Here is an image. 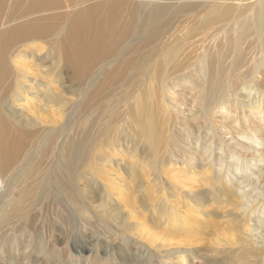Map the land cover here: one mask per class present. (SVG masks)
Segmentation results:
<instances>
[{"label":"bare ground","instance_id":"bare-ground-1","mask_svg":"<svg viewBox=\"0 0 264 264\" xmlns=\"http://www.w3.org/2000/svg\"><path fill=\"white\" fill-rule=\"evenodd\" d=\"M90 1L0 0V20L4 21H0V181L7 184V193L15 188L19 190L17 198L7 196L10 207L1 219L4 224H22L27 215L25 208L38 202H52L60 204L65 216L59 219L66 227L72 228L76 223L75 212L86 211L81 186L77 182L80 170L89 162L92 153L95 155L100 150L104 152L106 148L113 152L120 147V143H132L134 151H140L143 147L142 151L146 155L150 150L154 152L156 163L162 146L157 109L164 110L167 107V97L176 95L179 98L182 94L192 93L205 118L215 112L228 114L235 109L243 111L251 108L259 112L261 102L257 105L252 98L263 100L264 103V89H261L264 86V0H248L251 4L243 11L235 3L247 0H200L205 15L203 19L200 17L202 20L196 29H193V24L188 35L204 29L203 39L213 37L216 42L214 51L205 48L200 56H192L190 64L185 61L189 68L180 75L170 70L183 68L178 61L181 48L161 46L157 42L169 33L168 24L171 20L180 17L178 14L186 13L190 8L185 5L190 6L191 3L177 6L179 0H99L84 7V3ZM229 1L235 2L227 4ZM210 26H214V29L208 28ZM209 30L213 33L208 34ZM247 44L255 46L259 53L258 59L253 62L245 54L244 46ZM146 48H149L146 51L148 54L144 55L142 51ZM132 51L144 55L140 64L133 66L135 75L142 72L141 66L147 64L149 58L159 57L153 68L155 77L150 80L155 87L148 88L142 83L140 91L135 86L130 93L118 96V107H126L124 117L128 120L125 125L127 131L121 129L120 132L118 130L123 127L120 125L117 129L115 125L118 118L117 109H113L115 107L106 109L104 123L101 118L98 119L101 113H96L100 101H109L121 92L109 89V78L114 73L108 72L110 68L105 69L104 73L95 68L118 57L124 60ZM51 60L53 71L46 69ZM31 66L34 67L33 71L39 73L35 75ZM65 71L72 72L76 85L74 95L81 98L72 107L61 87L62 73ZM238 86L246 87L245 99L242 101L235 92ZM176 87L184 88L183 92L175 91ZM157 99L159 101L155 104ZM176 99L173 98L170 104L168 102L171 108L178 106L179 99ZM16 103H23L17 106L28 114L17 115L12 108V104ZM52 107H55L59 118L65 117L66 109L70 110L69 117L74 125L71 127L67 123L60 130H41L46 128L43 115L52 112ZM260 114L258 117L263 119ZM252 118L255 119L254 116ZM94 124L96 129L90 131L89 126L92 128ZM254 129L255 132L248 131L245 136L254 140L258 134H264V123L260 122ZM69 131L73 135L67 133ZM59 134H63V139L55 146L53 144ZM258 142L253 141L251 145H259ZM249 147L242 145L244 149ZM253 148L251 150H255V153H260ZM52 157L54 164L49 168L48 162ZM260 161L264 163V159ZM131 163L132 166L136 165ZM217 177L221 179L223 173H218ZM115 179L122 181L117 177ZM230 187L236 188V185L230 184ZM238 190L236 194L239 197L245 196L244 191ZM194 202L197 208L202 207L196 200ZM237 243L253 248L251 255L256 260L249 261L250 264H264L260 259L264 247H256L249 229L246 235L239 236ZM36 250L44 253L41 247H36ZM178 250L181 251L180 248ZM29 257L30 254L24 260ZM51 257L56 262V255L52 254ZM175 258H179L177 262L181 263L185 259L183 255ZM199 260L202 264H212L207 256L199 257ZM221 260L213 263L243 264L240 260L231 263L229 256ZM45 262L52 261L47 257Z\"/></svg>","mask_w":264,"mask_h":264},{"label":"rangeland","instance_id":"rangeland-1","mask_svg":"<svg viewBox=\"0 0 264 264\" xmlns=\"http://www.w3.org/2000/svg\"><path fill=\"white\" fill-rule=\"evenodd\" d=\"M94 2L99 0L86 2L84 7ZM233 2L235 1H229L227 4H234ZM187 3H191L190 6L185 5L190 9L186 13L178 14L180 17L173 18L168 24L169 28L167 27L169 33L162 41L157 42V45L181 48L178 61L183 68L170 70L176 72V75L189 68L185 63L190 64L192 56H200L205 48L214 51L216 43L211 36V39H207L212 40L209 43L203 39L204 29L200 27V31L188 35L194 25L196 27L193 29L198 27L205 10L203 11L200 5L203 2L200 0H179L177 6ZM249 4L251 1L247 0L235 3V6L243 11ZM183 25L185 29L182 30ZM213 27L208 28L212 30ZM211 30L208 34L213 33ZM43 45L47 47L46 44ZM148 49L142 51L144 55L148 54ZM244 50L252 62L258 59L259 53L255 46L247 44ZM139 53L132 51L124 60L118 57L95 68L96 71L103 70V73L105 69L110 68L108 72L114 73V76L109 78L110 82L108 81L109 89L121 92L109 101H100L96 113H101L98 119L101 118L104 123L106 109L115 107L113 109H117L118 117L115 125L117 129L123 127L118 130L120 132L121 129L127 131L125 125L128 120L124 117L126 107H118V96L130 93L135 86L140 91L142 83L148 88L155 87L150 80L155 77L153 68L159 57L149 58L150 61L141 66L142 72L135 75L133 66L140 64L144 57ZM30 68L33 71L34 67ZM46 69L54 70L52 60ZM33 73L36 75L39 72ZM34 79L39 80L37 77ZM61 87L68 103L71 107L75 106L81 98L74 95L76 85L72 72L62 73ZM245 88L238 86L235 91L241 101L245 99ZM182 89L184 90L176 87L175 91L182 93ZM261 89H264V86ZM186 95L182 94L179 98L176 95L167 97L168 108L157 109V126L162 135V146L156 163L154 152L150 150L146 155L142 151L143 147L140 151H134L132 143H120V147L113 152L106 148L104 152L100 150L95 152V155L91 154L89 162L80 170L77 182V185L81 186L80 194L84 199L86 211L75 212L76 223L72 228L66 227L59 219L65 216V212L59 207L60 204L55 205L52 202H47L48 205L38 202L25 208L27 215L22 224H4L1 219L10 207L7 196L17 198L19 190L15 188L7 193V184L0 181V264H27V261L28 264H202L199 260L202 256H207V260L212 261V264L228 256L232 260L231 263L240 260L243 264H250L249 261L256 260L253 254L251 255L253 248L237 241L239 236L246 235L249 229L256 241V247H264V163L260 161L264 159V134H258L254 140L245 136L248 131L255 132V126L260 122L264 123V112L260 114L264 111L263 100L250 97L257 105L261 102L259 112L251 108L243 111L235 109L228 114L215 112L205 118V115H201L200 105L194 100L192 93ZM173 98L179 99L178 106L171 108L169 104ZM158 101L159 99L155 100V104ZM17 105L22 106L23 103L12 104L17 115L28 114L22 112ZM176 109L177 111H174ZM52 110L50 113H44L47 129L41 130H60L67 123L71 127L74 125L69 117L70 110H65L64 118L58 117L55 107H52ZM258 114L263 119H260ZM29 115L32 116L30 113ZM74 123L79 124L81 121ZM94 127L95 124L92 128L90 125L89 130L93 131ZM243 130H246L245 134H242ZM67 133L73 135L70 131ZM63 134L57 135L53 145L61 143ZM77 136L81 137L80 134ZM253 141H259V145H251ZM242 145L250 147L244 149ZM252 148L260 153H255ZM131 162L136 165L132 166ZM53 164L52 157L48 167ZM218 173H223L221 179H218ZM230 184L236 185V188L230 187ZM236 190L244 191L245 196L239 197ZM194 200L202 205V209L194 205ZM36 247H41L44 253L37 251ZM28 254V260H24ZM44 254L48 255L51 263L45 262L47 257ZM52 254L56 255V262L52 260ZM179 255L184 256L183 263L177 262L180 257L177 260L175 257ZM260 257L264 263V252Z\"/></svg>","mask_w":264,"mask_h":264}]
</instances>
